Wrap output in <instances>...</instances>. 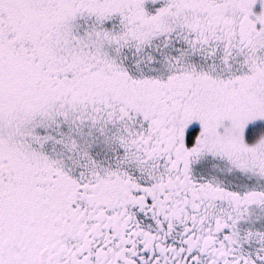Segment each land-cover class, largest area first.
I'll return each mask as SVG.
<instances>
[{
    "label": "snow or ice",
    "instance_id": "obj_1",
    "mask_svg": "<svg viewBox=\"0 0 264 264\" xmlns=\"http://www.w3.org/2000/svg\"><path fill=\"white\" fill-rule=\"evenodd\" d=\"M0 264H264V0H0Z\"/></svg>",
    "mask_w": 264,
    "mask_h": 264
}]
</instances>
